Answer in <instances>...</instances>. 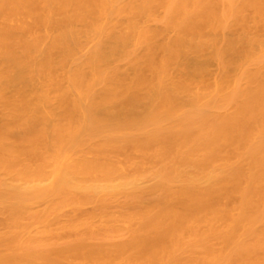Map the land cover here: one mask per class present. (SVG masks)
Returning <instances> with one entry per match:
<instances>
[{"label":"bare ground","instance_id":"1","mask_svg":"<svg viewBox=\"0 0 264 264\" xmlns=\"http://www.w3.org/2000/svg\"><path fill=\"white\" fill-rule=\"evenodd\" d=\"M0 264H264V0H0Z\"/></svg>","mask_w":264,"mask_h":264}]
</instances>
